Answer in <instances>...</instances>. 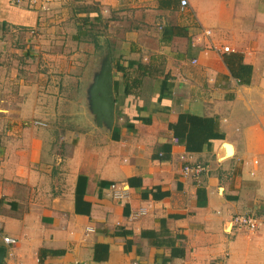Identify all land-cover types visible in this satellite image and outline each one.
I'll use <instances>...</instances> for the list:
<instances>
[{
  "label": "crops",
  "instance_id": "crops-1",
  "mask_svg": "<svg viewBox=\"0 0 264 264\" xmlns=\"http://www.w3.org/2000/svg\"><path fill=\"white\" fill-rule=\"evenodd\" d=\"M187 2L0 0V264H264V0Z\"/></svg>",
  "mask_w": 264,
  "mask_h": 264
},
{
  "label": "built area",
  "instance_id": "built-area-1",
  "mask_svg": "<svg viewBox=\"0 0 264 264\" xmlns=\"http://www.w3.org/2000/svg\"><path fill=\"white\" fill-rule=\"evenodd\" d=\"M22 0H11L13 3H19ZM37 0H29L30 4L36 3ZM187 0H180V6L181 8L185 7L187 5ZM202 32L205 36H209L211 34L210 29H202ZM213 49H218L216 45H212ZM220 50L222 52H230L232 49L228 45H223ZM195 62V60H193ZM25 124L28 125H36V126H45V123L43 121H40L38 119H31L25 122ZM204 167L200 164L190 165L185 164L183 166L184 173H193V174H199ZM112 189V195L114 198L117 199H124L128 197V187L125 183H121V185H117L116 183L111 184ZM140 213H144V210L142 209ZM259 226V219L255 214L252 213H242V214H234L227 220V229L231 230L233 228L236 229H244L249 232H253L257 230ZM4 242L7 244H15L17 242L16 238L5 236L3 238ZM214 264H220L219 261L214 262Z\"/></svg>",
  "mask_w": 264,
  "mask_h": 264
},
{
  "label": "trees",
  "instance_id": "trees-1",
  "mask_svg": "<svg viewBox=\"0 0 264 264\" xmlns=\"http://www.w3.org/2000/svg\"><path fill=\"white\" fill-rule=\"evenodd\" d=\"M237 56V54H235ZM238 57V56H237ZM228 67L232 75L240 80L241 83H249L250 75H251V68L249 65L242 64L238 62L236 64V68L233 69L228 62ZM143 64L138 65V70H140L141 75L147 74L144 70ZM119 69V67H118ZM122 72H125V68H120ZM119 69V70H120ZM158 75L157 73H155ZM125 75V73H124ZM127 77V74H126ZM140 84L139 76H133L131 83L126 85V93L129 89H132L133 86H138ZM186 121L190 124L191 129L193 132L201 133V134H212L216 132L217 129V122L214 118L211 117H204V116H197L194 114H187L185 117Z\"/></svg>",
  "mask_w": 264,
  "mask_h": 264
},
{
  "label": "water",
  "instance_id": "water-1",
  "mask_svg": "<svg viewBox=\"0 0 264 264\" xmlns=\"http://www.w3.org/2000/svg\"><path fill=\"white\" fill-rule=\"evenodd\" d=\"M5 255V248L0 246V262L3 260Z\"/></svg>",
  "mask_w": 264,
  "mask_h": 264
},
{
  "label": "rangeland",
  "instance_id": "rangeland-1",
  "mask_svg": "<svg viewBox=\"0 0 264 264\" xmlns=\"http://www.w3.org/2000/svg\"><path fill=\"white\" fill-rule=\"evenodd\" d=\"M39 2H40V0H37V2H36V3H33L32 5H35V4L39 3ZM42 3H43V2H42ZM29 120H31V119H29ZM26 121H28V120H25V121H24V125H28V124H25ZM40 121H42V120H40ZM43 122H44L45 125H46V122H45V121H43Z\"/></svg>",
  "mask_w": 264,
  "mask_h": 264
}]
</instances>
